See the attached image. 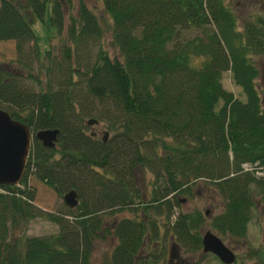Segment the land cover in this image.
Wrapping results in <instances>:
<instances>
[{
	"label": "trees",
	"instance_id": "obj_1",
	"mask_svg": "<svg viewBox=\"0 0 264 264\" xmlns=\"http://www.w3.org/2000/svg\"><path fill=\"white\" fill-rule=\"evenodd\" d=\"M68 2L0 0V40H14L18 65L0 64V105L32 132L19 183L0 184V264H93V242L109 236L111 264H154V254L141 251L166 234L197 250L203 216L180 202L197 179L224 202L210 226L245 237L254 199L264 205V178L254 171L264 167V93L254 62L264 55V0H101L117 56L100 47L98 16L77 0L68 43L56 53L40 49L32 17L57 35ZM30 52L47 61L39 91L19 72L38 80L22 60ZM226 70L244 100L222 86ZM90 117L111 131L105 142L87 131ZM43 128L59 130L54 147L34 137ZM245 162L256 165L243 170ZM144 170L149 191L137 180ZM30 174L59 195L75 189L79 202L41 209ZM122 209L131 215L117 217ZM36 217L57 231L25 234Z\"/></svg>",
	"mask_w": 264,
	"mask_h": 264
},
{
	"label": "rangeland",
	"instance_id": "obj_2",
	"mask_svg": "<svg viewBox=\"0 0 264 264\" xmlns=\"http://www.w3.org/2000/svg\"><path fill=\"white\" fill-rule=\"evenodd\" d=\"M21 4L24 0H14ZM84 3L98 16V21L103 30L102 37L100 39V47L107 51L110 56H117V50L111 45V19L104 12L101 0H83ZM48 11V7H47ZM46 11V16H48ZM63 27L59 34H55L51 28L48 27L47 22L40 23L36 18L32 17L33 27L36 32L40 35V49L44 50L51 46L54 53L57 52L61 43H68L67 27L70 23V16L75 17L77 14V0H69L67 4L63 6ZM96 49V44L90 49L89 53L91 56L94 55ZM34 50V46H33ZM17 58V53L15 50L14 40H0V64H11L12 68H18L15 63ZM23 61H28L31 68V73L38 76V80L28 78L26 75V68H20L19 72L22 75L24 84L34 91H39V89H45L46 77L43 75L45 69L44 65L47 61L42 58L39 54L37 58L32 52L26 54L22 57ZM254 62L259 69V76L257 78V84L260 89V93H264V55L254 58ZM72 66L74 62L72 61ZM38 81V83H37ZM222 86L231 91L235 97L240 100H244V94L242 93L239 86L235 85L231 79L230 71L226 70L222 73L221 77ZM6 105H0L1 109H6ZM87 126V125H86ZM94 131L96 137L101 139L104 131H108L106 139L110 137L111 131L107 128L105 122L99 121L97 125L87 126V131ZM28 156V154H27ZM27 160V158H26ZM256 175H264V167L256 166ZM23 175V174H22ZM137 180L140 186H143L145 190H150V182L152 180V175L149 171L144 170L143 172H137ZM20 181V180H19ZM207 182V181H206ZM19 183V182H18ZM203 179L194 180L189 184L190 195H182L181 198V209L183 211H198L203 216V222L198 228L201 234L205 230H210L217 236L221 238L226 246H228L235 254V260L230 264H263L264 257V205L256 197L254 199L255 206L252 210L251 218L247 224V233L243 238L230 239L229 237L222 236L217 232L216 229L210 226V219L213 216L219 214L223 209V199L211 191L209 188L205 187ZM27 186L33 191L34 199L33 203L39 206L45 211H57L63 208L62 195L57 194L54 189L47 186L37 180L31 174L27 177ZM117 217H127L131 213L127 209H122L116 212ZM114 216H108L107 220L110 222ZM57 231V226L53 222L44 219L43 217H36L28 221L24 228V233L27 235H48L55 233ZM175 242L169 234L162 236L157 240V243L147 244L141 251V255L154 254V264H171L174 259L171 256L170 262L169 258V248L170 244ZM116 240L112 236L105 237L104 239H96L93 242L91 261L93 264H111L110 255L115 245ZM178 245V250L182 257L185 259L184 264H222L218 258L212 253H205L201 248L197 250H190L188 246H184L180 242H176ZM148 260V259H147ZM150 260V259H149ZM148 260V261H149Z\"/></svg>",
	"mask_w": 264,
	"mask_h": 264
},
{
	"label": "water",
	"instance_id": "obj_3",
	"mask_svg": "<svg viewBox=\"0 0 264 264\" xmlns=\"http://www.w3.org/2000/svg\"><path fill=\"white\" fill-rule=\"evenodd\" d=\"M85 123L87 126H92L98 124L99 121L90 117ZM58 131L57 128L38 129L34 132V137L43 146L54 147ZM94 134V131L90 130V135ZM107 134V131L103 132L101 137L103 142ZM31 137V129L26 123L13 119L6 110L0 108V184L15 185L22 177ZM62 200L67 207H75L78 203L75 189L71 188L66 191L62 195ZM201 250L214 254L224 264H230L235 260L234 252L210 230H205L201 234Z\"/></svg>",
	"mask_w": 264,
	"mask_h": 264
},
{
	"label": "flooded vegetation",
	"instance_id": "obj_4",
	"mask_svg": "<svg viewBox=\"0 0 264 264\" xmlns=\"http://www.w3.org/2000/svg\"><path fill=\"white\" fill-rule=\"evenodd\" d=\"M169 251L174 259V261L171 264H184L185 263V259L182 257V255L180 254L178 247L174 244H170V248ZM170 261H168L169 263Z\"/></svg>",
	"mask_w": 264,
	"mask_h": 264
},
{
	"label": "built area",
	"instance_id": "obj_5",
	"mask_svg": "<svg viewBox=\"0 0 264 264\" xmlns=\"http://www.w3.org/2000/svg\"><path fill=\"white\" fill-rule=\"evenodd\" d=\"M243 167H244L245 169L249 168V166H247L246 164H243Z\"/></svg>",
	"mask_w": 264,
	"mask_h": 264
},
{
	"label": "bare ground",
	"instance_id": "obj_6",
	"mask_svg": "<svg viewBox=\"0 0 264 264\" xmlns=\"http://www.w3.org/2000/svg\"><path fill=\"white\" fill-rule=\"evenodd\" d=\"M95 125H97V124H95ZM108 132V131H107ZM93 136H96V134H94ZM76 198H77V201H78V197H77V193H76ZM79 202V201H78Z\"/></svg>",
	"mask_w": 264,
	"mask_h": 264
}]
</instances>
